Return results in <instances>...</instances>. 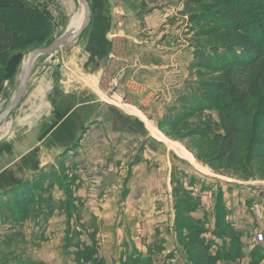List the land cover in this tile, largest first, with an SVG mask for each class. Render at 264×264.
<instances>
[{
  "label": "rangeland",
  "instance_id": "374dc122",
  "mask_svg": "<svg viewBox=\"0 0 264 264\" xmlns=\"http://www.w3.org/2000/svg\"><path fill=\"white\" fill-rule=\"evenodd\" d=\"M14 1L45 13L53 30L46 44L9 53L13 54L10 70L0 68L8 82L0 104L14 90L23 58H28L32 49L52 42L72 14L82 11V4L73 0ZM122 1L99 0L106 8L123 5L126 14L134 13L123 33L142 41L144 47L132 46L130 52L146 64L150 58L146 56L147 45L154 42V77L142 72L137 79H130L140 87L136 89L137 109L129 103L128 108L121 106L138 115L139 120L132 116L135 121L125 123V129L129 134L142 123V147L135 156L117 158L114 154L104 172H99L101 167L90 174L81 172L80 179L71 175L74 146L65 148L54 163L32 174L23 187L15 188L20 198L11 192L14 199H24L23 204L18 202L20 211L13 210L16 202L3 198L8 192H0V264H90L83 252L87 247H94L106 264H264V162L252 170L253 174L224 168L215 151L227 125L221 102L228 97L211 87L218 79L226 88L245 76L243 81H253L261 62L244 69L229 68L230 62L223 55L234 47L229 44L234 43L233 25H238L240 18L244 21L264 0H152L156 11L149 23L139 22L140 0ZM89 3L96 10L97 0ZM119 15L125 14L114 12L116 22ZM106 21L111 22L109 17ZM153 24L151 41L147 30ZM74 45L67 44L63 55L59 50L38 65L32 95L40 86L45 87L49 73L53 77L59 67L63 95L80 87L79 95L88 92L86 96H90L96 91L102 103L123 105L131 99L121 90L125 74L115 67L101 76L95 88L87 83L80 59L71 57ZM51 87L50 80L47 88ZM206 89L213 93L210 102L205 101ZM28 97L2 123L7 128L0 134L1 171L29 148L36 155L47 145L53 150L59 147L45 119L51 114L48 105L34 127L12 133L17 112ZM66 101L71 103L69 97L64 98L59 117L71 109ZM262 103V97L255 95L247 104H239L243 150L252 141L253 112ZM19 123L22 129L21 120ZM120 126L122 130L124 125ZM260 234L263 240H257Z\"/></svg>",
  "mask_w": 264,
  "mask_h": 264
},
{
  "label": "crops",
  "instance_id": "0c3cea01",
  "mask_svg": "<svg viewBox=\"0 0 264 264\" xmlns=\"http://www.w3.org/2000/svg\"><path fill=\"white\" fill-rule=\"evenodd\" d=\"M120 1L123 2L122 0ZM140 1L142 8L136 13L141 14L140 17H138L141 20L139 22L149 23L151 20L150 18H154V11H156L153 8L154 3L152 0ZM10 3L14 4L16 1L0 0V5ZM97 3L94 20L74 41L67 43L77 44L70 48L71 57L72 59H80L79 65L83 72V78H85L87 83H91L94 88L98 85L101 76L109 71H114L113 67H115V71L122 72L123 75L125 74V79L122 80L123 84L121 90L123 94L131 96V99L126 100V103H122L123 105L109 103L107 101L102 103V99L99 96H95L96 91L91 92L92 95L90 96H86L90 94L88 92L79 95L77 92L80 90V87H74V89H71V92H67V95H63L61 89L63 88L62 84L64 82L59 67L54 71L53 77L52 74L50 75L49 73L48 77L52 82L51 89L47 88L50 82L49 80L45 87L40 86L41 90L38 93L32 95L30 91L31 95L29 94L28 100L17 112L18 116L15 117V126L13 127L12 133L20 130L26 131L28 127H34L42 120L41 118L45 112L44 105H48L51 114L46 115V113L45 119L47 124L51 125L52 133H50V135L54 137L59 147L53 150L50 145H47L48 148H46L44 152H37L36 155H33L32 148H29L28 151L21 152L17 158L12 161L13 165L11 167L8 166V169H4L3 171L0 170V192H8L7 197H3L8 201L15 202L16 199H14L15 197H13L14 195H12L11 192L15 193V190L23 187V184L28 181L32 174L54 163V158L58 159L59 153L69 146L72 147L71 145L74 146V151H72L73 153L70 155L73 156L71 158L73 164L71 167V175L75 176L76 179L81 178L79 175L81 172L90 174V172L100 167L103 170L99 172H104L105 165L109 166L110 160L113 158L114 154H118L117 158L120 156H135L142 147V123L140 122L138 127L136 126V130L131 133L129 132V134L125 129V123L128 121H135L133 117L137 118L136 116L138 115L135 114L134 116L133 113L125 111L121 106L125 105L128 108L129 103L131 105L130 107L137 109V103L135 101L138 92L136 89L140 87L131 84L132 79H137L138 75L142 72L143 75L154 77V42L147 45L150 48L148 54H146L147 57H150L147 59L148 62L146 64L139 62L130 50L132 51V46L138 45L144 47V45H142L144 43L132 38L131 35L128 36L123 33V31L126 30V28L123 29V27L126 26L127 21L135 17V15L132 16L134 13L130 15L128 13L126 14L123 5L117 6L118 8H106L104 5L102 6L100 4L99 0H97ZM111 3H114V0H111ZM144 4H146V6ZM147 6V10H144ZM114 12L116 14L125 15H119L120 19L116 22V19L114 20ZM108 17L111 22L106 21ZM117 23H119V25H117ZM137 34L138 32L136 36ZM147 34H149L148 39L154 41V24L147 30ZM14 37L15 33L6 32L4 26L0 23V53L8 50ZM67 44L59 49L61 50L60 54H64ZM59 50L53 54H56ZM138 51L142 52L143 49H138ZM13 54L16 53L14 52ZM12 55H10V57H12ZM51 55L52 54L37 57L34 64V71H36L39 64L43 65L42 62L44 63L48 60V57ZM26 59L27 56L23 58L20 64L21 66L16 73L14 90L8 98L0 104V107L10 102L24 67V60ZM9 60L4 66L0 65V68H5V72L10 70L11 65ZM142 69L146 71H141ZM0 74L3 75V80L0 82L1 97L8 82L6 81L7 74ZM140 77H142V75ZM127 87L130 89H127ZM83 90L84 89H82V92ZM96 90L98 91V88H96ZM67 97H69L71 103L68 101L66 102L71 109L64 116L59 117L61 103L64 98ZM13 117L14 115L10 118ZM20 117L22 119H20ZM19 120L22 122V129L19 127V125H21ZM121 124L124 125L122 130L120 129ZM6 154H8V152ZM15 195H17L18 198L21 197L20 194L15 193Z\"/></svg>",
  "mask_w": 264,
  "mask_h": 264
},
{
  "label": "trees",
  "instance_id": "16d2710c",
  "mask_svg": "<svg viewBox=\"0 0 264 264\" xmlns=\"http://www.w3.org/2000/svg\"><path fill=\"white\" fill-rule=\"evenodd\" d=\"M239 21L238 25H233L234 43H229L234 44V47L233 49L230 47L223 57L225 56L224 59L230 62L229 68L236 66V68L244 69L249 64L257 62H261V67L253 74L254 79L251 83L243 81L246 76L242 80L239 78L240 83L234 84L233 82L227 88L222 79L212 83L211 87L220 90L228 97L223 98L221 102L220 109L227 120V125H225L224 135L215 152L227 171L233 170L249 174L248 171L252 173V170H256L264 162V4L251 9L249 16L244 21L243 18H240ZM0 23L6 32L15 33L8 50L0 53L1 66H4L9 60L10 52L32 45L46 44L50 40L53 30L45 13L34 10L25 4L0 5ZM221 89L225 91L227 89L230 94ZM255 95L261 96L263 103L254 112L252 111L254 119L252 127H250L253 132L252 141L243 150L239 140L240 131L243 129L239 104H247L250 98ZM204 96L207 98L205 101H208L213 98V93L206 89ZM18 200L13 203L14 211H20L18 202H22V204L24 202V199ZM83 252L90 264H106L105 259L97 255L94 247H87Z\"/></svg>",
  "mask_w": 264,
  "mask_h": 264
},
{
  "label": "water",
  "instance_id": "95a60500",
  "mask_svg": "<svg viewBox=\"0 0 264 264\" xmlns=\"http://www.w3.org/2000/svg\"><path fill=\"white\" fill-rule=\"evenodd\" d=\"M80 1L87 9V16L83 24L79 27V29L71 34L65 35L63 37H56L52 42H50L48 45L32 49L28 54L27 59V68H26V85L24 88V91L19 98V100L16 102V104L7 111L4 115L0 116V124H2L4 121H6L9 116H11L22 103L25 101L26 97L30 94V90L32 88V80L34 76V64L36 61V58L39 55H49L53 54L57 50H59L63 45L74 41L92 22L93 17L95 16L96 10L91 7V4L89 3V0H78Z\"/></svg>",
  "mask_w": 264,
  "mask_h": 264
},
{
  "label": "bare ground",
  "instance_id": "6f19581e",
  "mask_svg": "<svg viewBox=\"0 0 264 264\" xmlns=\"http://www.w3.org/2000/svg\"><path fill=\"white\" fill-rule=\"evenodd\" d=\"M73 1L75 3H78V2L81 3L78 0H73ZM80 6L82 8V11H79L78 13H73L72 14V16L69 18V20H68V22L66 24V27H64L60 31V33H59L60 37H63L65 35H68V34L76 32L79 29V27L83 24V22L85 21L86 16H87V9H86V7L83 4L80 5ZM39 56H41V55H39ZM26 60H24V67H23V69L21 71V75H20L17 87L15 89V92H14L10 102L7 104V106L2 111H0V116L4 115L7 111H9L16 104V102L19 100V98L21 97V95H22V93L24 91V88H25V85H26V68H27V61ZM6 128H7V126H3L2 124H0V134L2 132H5Z\"/></svg>",
  "mask_w": 264,
  "mask_h": 264
},
{
  "label": "built area",
  "instance_id": "2783aa9c",
  "mask_svg": "<svg viewBox=\"0 0 264 264\" xmlns=\"http://www.w3.org/2000/svg\"><path fill=\"white\" fill-rule=\"evenodd\" d=\"M256 212H257V215H259L257 210H256ZM262 236H263V235L260 234V235H259V239H257V240H260V239L263 240L264 238L262 239ZM263 237H264V236H263Z\"/></svg>",
  "mask_w": 264,
  "mask_h": 264
}]
</instances>
